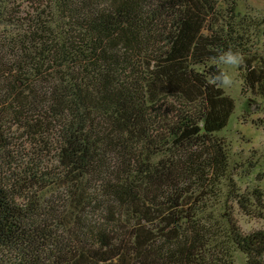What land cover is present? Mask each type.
Segmentation results:
<instances>
[{"label": "trees", "instance_id": "obj_1", "mask_svg": "<svg viewBox=\"0 0 264 264\" xmlns=\"http://www.w3.org/2000/svg\"><path fill=\"white\" fill-rule=\"evenodd\" d=\"M259 27L235 0H0V264H264L205 79L232 48L264 94Z\"/></svg>", "mask_w": 264, "mask_h": 264}, {"label": "rangeland", "instance_id": "obj_2", "mask_svg": "<svg viewBox=\"0 0 264 264\" xmlns=\"http://www.w3.org/2000/svg\"><path fill=\"white\" fill-rule=\"evenodd\" d=\"M235 1L240 15L248 14L260 23L259 39L251 51L257 65L264 68V0ZM233 71L236 73L235 86L225 91L234 99L235 109L218 135L230 145L235 178L241 191L257 186L264 190V94L262 88L254 92L245 82L244 62ZM235 216L244 231L264 227L263 219L249 217L237 207ZM234 264H245L243 254L236 255Z\"/></svg>", "mask_w": 264, "mask_h": 264}, {"label": "clouds", "instance_id": "obj_3", "mask_svg": "<svg viewBox=\"0 0 264 264\" xmlns=\"http://www.w3.org/2000/svg\"><path fill=\"white\" fill-rule=\"evenodd\" d=\"M243 59L238 50L232 48L218 50L209 58V63L215 66V71L207 72L206 82L214 88L229 90L235 86L236 73L233 69L242 64Z\"/></svg>", "mask_w": 264, "mask_h": 264}]
</instances>
